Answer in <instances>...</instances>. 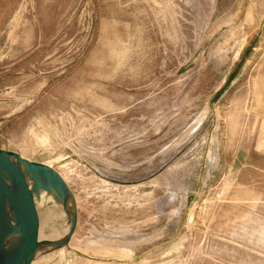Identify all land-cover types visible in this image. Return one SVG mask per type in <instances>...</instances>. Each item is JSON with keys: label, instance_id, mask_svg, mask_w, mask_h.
<instances>
[{"label": "rangeland", "instance_id": "374dc122", "mask_svg": "<svg viewBox=\"0 0 264 264\" xmlns=\"http://www.w3.org/2000/svg\"><path fill=\"white\" fill-rule=\"evenodd\" d=\"M0 150L69 191L31 264H264V0H0Z\"/></svg>", "mask_w": 264, "mask_h": 264}, {"label": "water", "instance_id": "95a60500", "mask_svg": "<svg viewBox=\"0 0 264 264\" xmlns=\"http://www.w3.org/2000/svg\"><path fill=\"white\" fill-rule=\"evenodd\" d=\"M40 191L50 194L70 216L69 232L62 241L38 242L39 221L34 196ZM68 198L66 184L52 168L0 150V264H31L40 248L65 246L75 225ZM10 234L20 236L14 247L8 245Z\"/></svg>", "mask_w": 264, "mask_h": 264}, {"label": "bare ground", "instance_id": "6f19581e", "mask_svg": "<svg viewBox=\"0 0 264 264\" xmlns=\"http://www.w3.org/2000/svg\"><path fill=\"white\" fill-rule=\"evenodd\" d=\"M47 166V165H46ZM49 167V166H48ZM31 186V185H30ZM41 199V200H48V199H50V198H52V196L50 195V194H47V193H45V192H42V191H40V193H39V195L38 196H34V199H36V201L38 200V199ZM38 215V221H39V230H38V242L39 243H47V242H54V241H52L53 239H51V235H44L43 233H42V231H41V228H43V227H41V215H39V214H37ZM43 220V219H42ZM65 220V219H64ZM63 221V220H62ZM64 222H66V221H64ZM43 223V222H42ZM61 223V222H60ZM61 225V224H60ZM48 227V226H47ZM50 228V227H49ZM68 226H67V228H65L64 229V231H63V233L61 234L62 235V237H65L66 236V234H67V232H68ZM51 231H52V229H51ZM56 231H54L53 233H55ZM19 240H20V236L19 235H17V234H10L9 236H8V245L10 246V247H14L15 245H17L18 244V242H19ZM58 240V239H57ZM43 250H45V248H42ZM39 250H41V248L39 249ZM38 250V251H39ZM37 251V252H38Z\"/></svg>", "mask_w": 264, "mask_h": 264}, {"label": "crops", "instance_id": "0c3cea01", "mask_svg": "<svg viewBox=\"0 0 264 264\" xmlns=\"http://www.w3.org/2000/svg\"><path fill=\"white\" fill-rule=\"evenodd\" d=\"M22 157V156H21ZM23 158V157H22ZM47 166H49V165H47ZM50 167V166H49Z\"/></svg>", "mask_w": 264, "mask_h": 264}]
</instances>
